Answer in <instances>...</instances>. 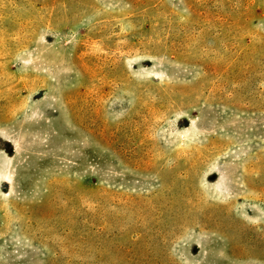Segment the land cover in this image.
Returning <instances> with one entry per match:
<instances>
[{
    "label": "rangeland",
    "instance_id": "374dc122",
    "mask_svg": "<svg viewBox=\"0 0 264 264\" xmlns=\"http://www.w3.org/2000/svg\"><path fill=\"white\" fill-rule=\"evenodd\" d=\"M0 264H264V0H0Z\"/></svg>",
    "mask_w": 264,
    "mask_h": 264
}]
</instances>
